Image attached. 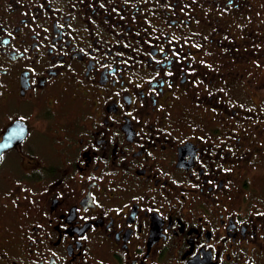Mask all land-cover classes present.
I'll use <instances>...</instances> for the list:
<instances>
[{"label": "flooded vegetation", "instance_id": "1", "mask_svg": "<svg viewBox=\"0 0 264 264\" xmlns=\"http://www.w3.org/2000/svg\"><path fill=\"white\" fill-rule=\"evenodd\" d=\"M262 75L255 0H0V264H264Z\"/></svg>", "mask_w": 264, "mask_h": 264}, {"label": "water", "instance_id": "2", "mask_svg": "<svg viewBox=\"0 0 264 264\" xmlns=\"http://www.w3.org/2000/svg\"><path fill=\"white\" fill-rule=\"evenodd\" d=\"M21 124H25L24 121L16 119L7 126L0 140V154L20 139V136H16V134L22 135L24 133V127Z\"/></svg>", "mask_w": 264, "mask_h": 264}, {"label": "rangeland", "instance_id": "3", "mask_svg": "<svg viewBox=\"0 0 264 264\" xmlns=\"http://www.w3.org/2000/svg\"><path fill=\"white\" fill-rule=\"evenodd\" d=\"M256 3L258 2L259 4V8L262 10L263 14H264V0H255ZM262 77H264V75H262Z\"/></svg>", "mask_w": 264, "mask_h": 264}, {"label": "snow or ice", "instance_id": "4", "mask_svg": "<svg viewBox=\"0 0 264 264\" xmlns=\"http://www.w3.org/2000/svg\"><path fill=\"white\" fill-rule=\"evenodd\" d=\"M0 158H2V157H0Z\"/></svg>", "mask_w": 264, "mask_h": 264}]
</instances>
